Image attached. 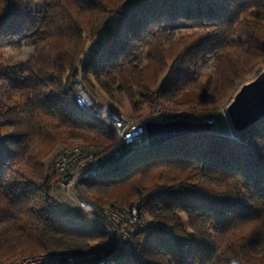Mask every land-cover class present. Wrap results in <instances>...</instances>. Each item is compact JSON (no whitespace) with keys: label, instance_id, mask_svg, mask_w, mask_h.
Returning a JSON list of instances; mask_svg holds the SVG:
<instances>
[{"label":"trees","instance_id":"trees-1","mask_svg":"<svg viewBox=\"0 0 264 264\" xmlns=\"http://www.w3.org/2000/svg\"><path fill=\"white\" fill-rule=\"evenodd\" d=\"M45 4L40 40L31 41L34 53L11 65L1 48L27 37L31 1L0 0V264L62 249L48 237L94 242L112 252L116 238L99 208L121 198L120 206H130L129 195L137 194L143 196L136 199L141 221L130 235V248H123L114 264H264V121L245 139L213 128L152 145H124L98 176L78 182L77 192L95 213L92 225L61 211L60 182L68 172L46 163L59 145L73 140L95 157L116 142L115 129L77 102L76 77L116 114V91L137 88L153 104L141 122L155 120L158 112V121L213 119L217 113L199 108L208 92L216 101H229L243 81L264 68V0ZM166 17H179L196 30L174 38L163 27ZM144 40L156 63L152 78L160 81L147 82L145 67L136 72L130 63L128 73L135 78L126 88L119 65L129 62ZM174 44L178 49L171 58L161 55ZM207 53H214L213 72L198 73ZM168 104L185 110L168 111ZM12 137L21 139L9 156L5 142ZM112 175L118 178L110 185L131 182L122 195L113 190L108 200L89 190ZM206 177L220 183H206ZM142 209L153 213L146 218Z\"/></svg>","mask_w":264,"mask_h":264},{"label":"rangeland","instance_id":"rangeland-1","mask_svg":"<svg viewBox=\"0 0 264 264\" xmlns=\"http://www.w3.org/2000/svg\"><path fill=\"white\" fill-rule=\"evenodd\" d=\"M30 1H31L32 12H31V23L29 25V30L26 33L27 37L15 38V39H12L10 41H7L6 43L3 44L2 48H1V55H2L3 60L6 63H9L11 65H14L18 62L27 61L30 58V56L34 53V45L32 44L31 41L36 40L38 42L40 40V37H41L42 30L39 28V20L44 15H46V12H47L45 0H30ZM163 25H164L163 27L168 30L170 36H173L174 38H178L182 35L191 33V32L196 30L195 27L191 26L188 22H186L185 20H183L179 17H172V18L166 17ZM177 41H179V39H177ZM145 42L147 43L146 40H144L142 42L143 44L141 45L140 51L136 52V54L133 56V58L130 59L129 62H124L123 64L119 65V68H123L120 70H121V73L123 74L122 75L123 76V82L127 85L126 88L129 86L128 84L134 83V78H135L133 75L128 73V70H129L128 66L130 67V63L134 67L136 72H141L143 67H145L144 71L146 72L145 75H146L147 82H149L151 84L152 83L155 84V83H158L160 81V80L159 81L153 80V78H152V72H153V69L156 67V63L149 56V53H148L149 47L147 45H145ZM177 49H178V47L175 44L171 47L163 48V50L161 51V52H163V54H161V55L164 56L166 54L167 56H169L171 58V56H173L175 54ZM213 56H214V53H207L201 57L198 65L196 67V70H198V73H210V74H212V72H213V61H214ZM251 78H249V79H251ZM249 79H247V80H249ZM75 81H76L75 86L77 89V93H80L79 87L81 86L84 89H85V87L81 84L80 80L77 77H76ZM79 96H80V94H79ZM89 96L92 99V101L95 102L96 105L99 106V109L101 110L100 115L102 114V116H104L105 118H108L107 112L103 110L104 107H108V106H106L102 103L99 104L98 101L96 99L92 98L90 94H89ZM226 101H227L226 98H223L221 100L216 101L215 97L213 96V93L210 91V92H208V96H207L204 104L200 105L199 108H206L207 107L210 109V111L212 113L213 112L217 113L215 115V117H212L213 122L210 123L212 126V129L214 128V130H216V131L218 130L220 132H225V133L230 134L231 132H230L229 126L227 124L226 116L224 113L225 104L228 102V101L227 102ZM114 103L118 107V113L117 114L113 110H111L109 107L108 108L111 111H113V113H115V115L121 117L123 120L125 119L126 122L128 121L127 123L134 122V121H140V119H142V117L144 116V113L149 114L153 110V108H152L153 104L151 102V99H149L148 97H143L137 88H132L131 90L126 89V91H116V93L114 95ZM136 108H137V110H135ZM167 110L175 112V111H181V110H185V109L173 108V106L171 104H168ZM160 118H161V113L158 112L157 116L155 117V121H157ZM209 122H211V121H209ZM114 129H115V137H116V142L114 144V146H115L117 143V140L120 138L121 132H119V130L117 131L116 128H114ZM20 139H21L20 137H12V138L6 140V142H5L6 151H7L9 156H12L14 151L17 149V145H18ZM144 139H146V137ZM76 143H80V140H73V141H70L68 144L59 145L56 148V150L48 157V159L46 160V163L48 165H50V163H54V161L56 160V158L58 157V155L61 152H63L66 148L68 149V147L70 148V147L74 146V144L79 145V146H83L81 144H76ZM83 147H85V146H83ZM129 147H132V146H129ZM86 148L88 151L92 150L89 147H86ZM114 178L117 179L118 175H112L109 178L99 179L96 181V183H94L90 186L89 190L105 196L106 199H108L109 197L111 198V195H112L111 193L113 190L118 192L119 193L118 195H122L121 193L124 190H126L128 187H130L131 182L129 180H126L123 183H120L117 185L108 184V182ZM204 181L206 183H217V184L220 183L217 179L208 178V177L204 178ZM75 185H74V187H75L76 197L82 198L83 200H85V203L88 205V203L86 202V199L81 197V195H79V193L76 190L80 184L76 183ZM82 189H85V188L83 187ZM118 189H120V190H118ZM60 192L61 193L59 195V201H60L59 205H60L61 211L65 214L66 217H68L71 220L76 221L77 223H79L81 225H84V224L92 225L94 223V220L91 218V216L89 214H87L86 211L84 212V210L76 207V204L67 197V192L65 190L63 191L61 187H60ZM141 197H143V196H141V194H137L135 196L129 195L128 201L129 202H132L134 200L136 201V199H140ZM122 200H123V198H121L120 200H117V199L111 200V201L109 200V203H118L115 205V207H117V205H119V202ZM89 206L92 207L91 205H89ZM102 207L110 208V205H106V206H102ZM137 208H138V206H137ZM147 210L142 209L143 216H145L146 218H149L151 216V213H153V212L150 213V211H147ZM139 211H140V209L137 210L138 218H139ZM93 214L95 215V213H93ZM140 221H141V218H140ZM48 240L53 245H55L57 248H62V249H65V247H72L74 250L87 251V250L94 248V246H95L94 242L92 243L89 241H79V240H75V239H62V238H58V237H54V238L48 237ZM129 240H130V237H129ZM124 244H125V246H124L125 250L129 249L131 246L130 242H125ZM31 255H34V254H31ZM26 256H29V255H26ZM26 256L19 257V258L16 257V258L20 259V258H24ZM18 259H16V260H18ZM16 260L14 257V258L10 259V261H8L4 264H8V263L14 262Z\"/></svg>","mask_w":264,"mask_h":264},{"label":"built area","instance_id":"built-area-1","mask_svg":"<svg viewBox=\"0 0 264 264\" xmlns=\"http://www.w3.org/2000/svg\"><path fill=\"white\" fill-rule=\"evenodd\" d=\"M77 93V102L90 111L91 106L85 105L82 96ZM97 100V99H96ZM100 104L101 102L97 100ZM93 107H98L94 102ZM103 107V106H102ZM89 108V109H88ZM104 111H106L103 108ZM100 109L95 115L105 120L107 123L121 132L116 145L101 157H95L94 151H88L86 147L74 145L61 152L54 161V168L58 171L68 172V175L60 182L62 190L67 192V197L76 204V207L86 211L94 218L93 208L85 203L82 198L75 195L74 185L81 179L98 176L101 171L112 164L121 155L126 146H136L146 141L144 133V121H134L127 123L125 119L107 112L108 118L100 115ZM207 121L213 122V119ZM76 186V185H75ZM74 187V188H73ZM138 200H134L130 206H110V208L100 207L99 213L109 224L110 233L116 238L115 247L112 252H107L102 246L94 247L87 251H73L57 249L41 252L20 258L8 264H114L122 254L125 242H129L130 235L135 231L140 218L137 215ZM130 207V208H129Z\"/></svg>","mask_w":264,"mask_h":264},{"label":"water","instance_id":"water-1","mask_svg":"<svg viewBox=\"0 0 264 264\" xmlns=\"http://www.w3.org/2000/svg\"><path fill=\"white\" fill-rule=\"evenodd\" d=\"M96 114L98 107H89ZM106 111H111L104 107ZM224 113L230 129V135L245 139L249 129L264 121V68H261L251 79L243 81L225 104ZM209 121L193 119H172L167 121L146 120L144 133L148 145L159 143L172 136L194 134L210 131Z\"/></svg>","mask_w":264,"mask_h":264},{"label":"bare ground","instance_id":"bare-ground-1","mask_svg":"<svg viewBox=\"0 0 264 264\" xmlns=\"http://www.w3.org/2000/svg\"><path fill=\"white\" fill-rule=\"evenodd\" d=\"M80 95L82 96V99L87 106H95L94 102L90 98L89 94L86 92V90L83 87H79Z\"/></svg>","mask_w":264,"mask_h":264}]
</instances>
